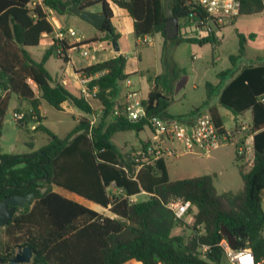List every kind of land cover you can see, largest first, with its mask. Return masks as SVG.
<instances>
[{
  "label": "trees",
  "instance_id": "obj_1",
  "mask_svg": "<svg viewBox=\"0 0 264 264\" xmlns=\"http://www.w3.org/2000/svg\"><path fill=\"white\" fill-rule=\"evenodd\" d=\"M167 0H111L128 12L134 22L136 39L161 35L164 42H187L200 46L217 43L218 37L189 36L181 33L190 14L201 17L193 0H169V7L179 23V35L166 36L165 2ZM240 16L261 14L262 0H238ZM32 0H0V129L10 99L14 96L34 111L38 121L29 113L18 121L20 128L47 133L50 141L38 150L27 154L0 152V201L11 195L35 193L29 206L17 209L15 216L3 230L7 241L0 249V264L13 263L15 249L29 247L33 252L29 264H125L136 260L142 264H221L226 241L234 250L251 245L256 259L264 257V62L244 66L225 86L206 83L207 98L200 107L188 115H195L208 106L219 91L218 106L230 111L234 118L250 111L254 135V157L251 165L242 163L236 155L243 180L239 193H219L214 175H202L170 180L165 159L137 170L134 162L114 143L117 133L145 129L147 120L131 123L112 115L119 99L121 85L130 75L125 73L127 59L119 54L114 58L88 66L79 73L96 75L89 87L98 88L96 101L101 108L98 121L92 127L88 119L80 121L65 137L55 135L41 124L44 119L40 108L46 104L56 111L69 102L86 115L99 112L80 95H74L64 85L55 82L46 68L48 59L56 53L55 31L47 19L46 8L58 16L69 13L58 9L57 4L70 8L78 5L88 9L103 5L108 15L105 25L98 31L102 42L111 44L120 35L111 22L112 11L106 0H42L31 6ZM70 14V13H69ZM233 21L231 24H233ZM44 35L54 43L36 61L29 48L39 47ZM239 46L235 62L245 55L246 43L256 37L237 33ZM93 41H100L94 38ZM65 50H68L65 46ZM229 72L218 74L221 81ZM144 105L148 118L164 117L184 119L188 115L172 116L168 109L171 100L155 84ZM209 113L218 127L223 120L217 107ZM38 122L35 130L29 125ZM115 183L116 192L108 191ZM63 188L103 207L110 206L114 217L103 216L82 204L67 199L53 190ZM145 192V199L132 197ZM182 198L197 209L194 222L186 226L192 235H172L175 226L183 225L175 218L167 204ZM191 210V209H190ZM211 249L202 256L201 247Z\"/></svg>",
  "mask_w": 264,
  "mask_h": 264
},
{
  "label": "rangeland",
  "instance_id": "obj_2",
  "mask_svg": "<svg viewBox=\"0 0 264 264\" xmlns=\"http://www.w3.org/2000/svg\"><path fill=\"white\" fill-rule=\"evenodd\" d=\"M32 2H37V0H32ZM64 19L68 25L78 31L80 35L84 36L87 40H93L94 38L100 39V41L95 42L96 47H98L99 44H102L104 48L108 47L107 49H110L109 42L101 41L103 34L94 30L90 25L82 22L69 13L65 14ZM62 21L65 23L64 20ZM179 23L183 24L182 21H179ZM238 32H241L244 35L253 33L256 35V39L253 42L248 41L245 55L235 62L230 71L226 68L230 65L229 56L236 55L238 51ZM217 37L220 40L219 43H209L203 46L187 42H169L170 44L166 45L165 50L161 51L159 47L160 36L158 34L154 36L156 51L154 50L155 54H153L149 60L146 59V57L143 58L142 66L145 69L142 85L148 88L150 84L149 76L153 77L158 71L160 73V76L158 77L159 85H167L170 90H172L174 102L169 107L170 113H186L192 111L195 106H198L201 99L204 97V84L206 80L214 78L219 71H230L223 80L225 81L223 84H226L234 78L236 72H238L243 66L258 63L260 61L258 60L259 58H262V61L264 62L263 15L242 16L238 18L235 23L225 26ZM119 44L121 45L122 50H126L127 58L131 59L130 57L134 55L137 50L134 35H131L125 41L122 40ZM44 49L45 46L41 45L40 47L29 48V51L36 61H40L45 52ZM100 51V48L91 49L88 57H82L78 51L73 52L72 55L75 61H82L80 65H85L98 58H102V56L104 57V55H99V53H101ZM216 58L218 59V63L214 65L212 64V60ZM199 64H203L206 69L204 68L202 71H199L197 67ZM46 67L53 78L65 77L66 79L71 80L75 75L73 66L70 63L65 64L63 60L55 55L49 58ZM136 67V62L128 60V70H132ZM191 67H193V70ZM145 90L147 89L145 88ZM143 92L144 96H146V91ZM90 102L92 103L94 100ZM43 106L46 115V126L52 130L55 135L62 138L66 136L75 123L78 124L85 119H88L89 121L93 120V117L86 115L80 110H76L77 108L75 109V107L71 108L67 106L63 111L58 112L46 104H43ZM93 107L95 110H98L97 106ZM12 109L14 108L11 107L7 110L3 119L2 137H0V148L3 151L8 150L7 148L10 146H14L19 152L28 153L31 149L26 145L27 143L30 142L33 144L34 149H39L50 141L51 137L42 131H32L30 134L34 136V138L30 139V134H28L24 128H20L12 117L13 111L27 110L20 108H18V110ZM221 112L224 114V122L226 126L228 128L232 127L231 114L227 113L224 109H221ZM97 121L98 119L95 123H97ZM29 128L31 129V125H29ZM149 134V129L145 128L138 133L133 130L120 132L115 135V138L117 140H123L125 145L130 144L135 147L139 144L138 139H145ZM165 162L169 170L170 179L173 181L205 174H216L217 177L215 178L214 183L219 193L227 191L239 193L244 186L238 169V164L241 163L236 161V149L231 143L224 144L208 156L182 154L178 157H166ZM56 189L62 195H65L67 192L57 186ZM136 199L138 201L143 200L145 199V196H140ZM85 205L90 206L88 204ZM262 205L264 208V201ZM185 237L188 236L185 235ZM6 241L7 238L4 231L0 230V249H2V243H5ZM19 250L21 249H15V253ZM221 264L231 263L228 258L224 256Z\"/></svg>",
  "mask_w": 264,
  "mask_h": 264
},
{
  "label": "built area",
  "instance_id": "obj_3",
  "mask_svg": "<svg viewBox=\"0 0 264 264\" xmlns=\"http://www.w3.org/2000/svg\"><path fill=\"white\" fill-rule=\"evenodd\" d=\"M262 1L264 3V0ZM193 3L201 12V17L195 13L190 14L187 24L181 28L182 34L197 37L214 35L217 37L225 26L230 25L240 17L241 5L238 0H193ZM37 4H41V2L31 3V6L35 7ZM45 11L47 19L55 31L56 53L60 59L67 58V52L76 49L80 50L82 57H88L91 49L101 47V44L96 47L95 41L87 40L72 27H63L58 15L52 9L46 8ZM138 42L140 45H150L153 40L150 36H144L139 38ZM109 45L112 48L111 44ZM65 46L68 50H65ZM98 75L79 73L80 96L87 102L96 100L98 88L91 89L89 83ZM125 84L130 86V80L127 79ZM261 100L264 102V95ZM27 113H29L32 121L39 120L34 111H13L12 117L18 122L23 120ZM100 114L101 111L93 116V120L90 121L91 127ZM112 115L123 117L131 123L147 120L145 128L149 129L150 136L143 145L137 149L131 148L127 153H123L120 149L127 161L136 164L137 170L144 166L154 165L166 157H178L182 154L208 156L226 143L235 146L236 155L242 163L251 165L253 161L255 133L252 131L251 119L243 115L234 118V124L230 128L218 127L209 111L195 114L196 116L191 122H185L184 119L174 117L155 116L148 118L144 100L140 93L132 90L128 91L121 100H117L112 109ZM38 125V122L33 123L31 129L35 130ZM111 187L115 188L114 182ZM167 207L172 210L176 220L182 221L189 214L192 205L189 201L178 198L170 201ZM220 246L224 249V254L231 264H264V257L256 259L250 249L234 250L226 241H222ZM210 249L211 246H202L200 249L202 256L205 257V253Z\"/></svg>",
  "mask_w": 264,
  "mask_h": 264
},
{
  "label": "crops",
  "instance_id": "obj_4",
  "mask_svg": "<svg viewBox=\"0 0 264 264\" xmlns=\"http://www.w3.org/2000/svg\"><path fill=\"white\" fill-rule=\"evenodd\" d=\"M106 1H107L108 5H109L111 11H112V14H113L112 15V18H111V22H112L113 26L115 27L116 32L120 35V38L117 41L118 42V45L120 47V51L118 53H116L113 48L110 47V49H107L108 47L107 48H104L102 46V44H101V47H100V50H101L100 52L101 53H99V55H104V57L102 56V58H98L97 60L91 61L88 64L80 65V63L82 61L81 60L75 61V59L73 58V55H72V53L75 52V51H78L80 53V50L79 49L72 50V51L70 50V51L67 52L68 57L65 58V59H61V60H63V62L65 64H69L70 63L73 66L74 73H75L74 77L71 80H69V79H66L65 77H60V78L59 77H56V78H53V76L51 75L52 78L54 79L55 82H58V83L64 85L71 93H73L74 95L79 96L80 95V88H81V85H80V82H79V71H81L82 69H84V68H86L88 66H91L93 64H96V63H99V62H102V61H105V60H108V59H111V58H114L115 56L121 54V55H123V56L126 57L127 62H128V60H132L133 62H136L137 63V67L134 68V69H132V70H128L127 69V64H126L125 73L127 75H130V78H128V79L130 80L131 85L130 86H127L125 84V82L122 83V85H121V93H120V96H119V99L118 100H121L125 96V94L128 91H130V90L136 91V92L140 93L142 99L143 100H146L147 97H148V94L150 92V89L156 84L159 87V89L162 92V94L165 95L166 97H168L169 100H171V104H172L174 102L173 101V96H172V90H170V88L167 85H165V86L164 85H159V83H158V77L160 76V73L158 71L154 74L153 77L152 76H149L150 84H149V87L148 88L146 86H143L142 85L143 74H144V69H145L142 66L143 58L146 57V59L149 60L152 57V55L155 54V51H156V46L154 44L155 43L154 42V36H152V37L150 36L152 38V40H153V43L150 44V45H140L139 42H138V39L135 38L136 45H137V50L135 51L134 55H132L130 57L131 59L127 58V52H126V50H122L121 45L119 44V42H121L122 40L125 41L131 35H134V22H133V19L130 17V15L128 14V12L126 10L121 9V8L117 7L116 5H114L111 2V0H106ZM39 2H42V0H37V3H39ZM31 3H34V2H31ZM101 8H102V5L101 4H98L96 6H92L90 9L93 10V11H101ZM260 15H263L264 16V11ZM240 17H242V16H240ZM61 18H62V20L65 21V23L61 20ZM64 18H65V14L64 15H61V16H58V19L61 22L62 26L65 27V28L71 27L70 25L67 24V22H66V20ZM237 19L235 20V22L237 21ZM239 33H241V32H239ZM248 35H245V36H248ZM159 36H160V38H159V41H160L159 42V47H160L161 51H164L165 48H166V45H169L170 43L167 42V44H166L164 42V39L161 37V35H159ZM255 39H256V37H255ZM255 39L253 41H255ZM248 41H250V40H248ZM248 41H247V43H248ZM253 41H251V42H253ZM219 42H220V40L217 41V43H219ZM53 43H54V41H53L52 37H48V36L44 35L43 39L40 42L39 47L41 45L42 46L44 45L45 46V49L44 50L46 51L49 47L52 46ZM247 43H246V47H247ZM214 44H216V43H214ZM245 53H246V51H245ZM229 60H230V56H229ZM48 61H49V59H48ZM217 63H218V59L217 58L212 60V64L216 65ZM259 63H260V61L258 63L253 64V65H257ZM248 65H250V64H248ZM197 67H198V70L199 71H202L205 68V66L203 64H199ZM191 68L193 70V67H191ZM232 68H233V64L230 61V65L226 69L231 71ZM223 70H225V69H223ZM240 70L238 72H236V74L234 75V78H235V76H237V74L240 72ZM221 71H219L214 76V78H211L210 80L207 79L204 85H206L207 82H210V83L214 84L215 86L220 84L222 87L225 86L226 84H228L231 80L229 82H227L226 84H223V82H225L223 80H224V78L227 75H225L221 81L219 80L218 74ZM135 79H137V80H135ZM145 88L147 90H145ZM143 91H146V96H144V92ZM206 98H207V91H206V86H205V89H204V97L201 99V101L198 104V106H195V108L200 107L202 105V103L206 100ZM218 99H219V91L218 92L216 91V95L211 99V101L209 102V105L206 106V107H204V108H202L201 111L202 112H206V111H209V108L210 107H217V109H218V111L220 113V116H221V118L223 120V124H224L225 127H227L226 124H225V122H224V114L221 112V109H224V110H226V109L218 106ZM89 103H90V105L92 107L93 106H97V108H98L97 111L98 112L101 111L100 105H99V103L96 100H94V102H92V103L91 102H89ZM67 106H69L71 108H74V107H72L71 104H69L68 102H66V103H64L62 105V109L64 110ZM11 107L14 108L12 110H18V108L24 109V110L25 109L26 110L29 109L28 105L25 102L19 101L14 96L10 99L8 109L11 108ZM93 109H94V107H93ZM169 109H168V112H169ZM44 110H45L44 109V106L42 105L41 108H40V112H41V116L44 119L42 120L41 124L44 125L45 127H47L46 126V115H45V111ZM76 110H78V109H76ZM58 112H61V111H58ZM190 112L191 111L186 112V113H178V114H174V113H170L169 112V114L172 115V116H181V115H188ZM226 112L231 114V121H232V124H234V116L232 115V113L230 111L226 110ZM196 115H188V116L184 117V121L185 122H191ZM243 116L251 119V112L248 111V112L244 113ZM1 124H3V120H2V123ZM76 125L77 124L75 123L74 126L72 127V129ZM133 131H135V130H133ZM149 136H150V134H149ZM149 136H147L145 139H138L139 144L137 146H135V147L131 146L130 144L125 145L123 140H117L115 138V136L113 138V141L119 147V149H122V152L123 153H127L131 148L137 149L141 145H143L144 141H146L149 138ZM0 137H2V126H1V129H0ZM31 138L33 139L34 136H32L30 134V139ZM26 145L29 146L30 149H31L30 152H28V153H32V152L38 150V149H34L33 148V144H31L30 142L27 143ZM7 149L8 150L3 151L0 148V150H1L0 152L1 153H7V154H24L25 153V152H19L17 150V148L14 147V146H12V147L10 146ZM25 154H27V153H25ZM166 168H167V165H166ZM167 171H168V175H169L168 168H167ZM205 175H214L215 178L217 177L216 174H205ZM169 178H170V176H169ZM53 187H54L53 190L55 192H57L60 195H62L60 192H58V190L56 189V186H53ZM65 191H67V190H65ZM108 191L114 193V192H116V189L110 186L108 188ZM145 194H146L145 192H142L141 194L132 197V200L133 201H136L137 200L136 199L137 197L144 196ZM62 196L65 197V198H67V199L73 200V201H75V202H77L79 204H82L83 206H85V207H87L89 209H92V210L96 211L97 213H99V214H101L103 216L114 217L111 214L110 210H109L110 209V206L107 207V208L106 207H103V206H101L99 204H96V203H94L92 201H89V200H87V199H85V198H83L81 196H78V195H76V194H74V193H72L70 191H67L66 194L65 195H62ZM263 201H264V198H263ZM85 204H88L90 206H87ZM262 207H263V205H262ZM263 210H264V208H263ZM196 213H197V209L194 208V207H192L191 210H190V212H189V214L187 216H185L184 219L182 220L183 225L175 226L174 229H173V231H172V235H176V236H178V235H186L188 237L191 236L192 235V232L186 226H191L193 224V222H194V215ZM263 236H264V230H263ZM125 264H142V263L141 262H138L136 260H130V261L126 262Z\"/></svg>",
  "mask_w": 264,
  "mask_h": 264
},
{
  "label": "water",
  "instance_id": "obj_5",
  "mask_svg": "<svg viewBox=\"0 0 264 264\" xmlns=\"http://www.w3.org/2000/svg\"><path fill=\"white\" fill-rule=\"evenodd\" d=\"M57 6L60 11H68L71 15L90 25L96 31H99L105 25L108 19V15L104 11L103 5L101 11H93L90 9L91 7L88 9H82L78 5H73L72 7L67 8L61 3H58ZM165 17L166 36L168 38L177 37L179 35V19L174 17V14L169 7V0L165 2ZM177 42L179 43V41ZM111 46L116 53L120 51V47L116 39L112 38ZM3 93L4 91L0 90V95H2ZM34 198V192L26 195H11L4 197L0 201V227H4L9 222H11L16 214L17 209H23L26 206H29ZM246 249H251V245L247 244ZM32 258V250L29 247H24L16 253L12 262L29 264L32 261Z\"/></svg>",
  "mask_w": 264,
  "mask_h": 264
},
{
  "label": "flooded vegetation",
  "instance_id": "obj_6",
  "mask_svg": "<svg viewBox=\"0 0 264 264\" xmlns=\"http://www.w3.org/2000/svg\"><path fill=\"white\" fill-rule=\"evenodd\" d=\"M26 194H29V193H26ZM26 194H24V195H26Z\"/></svg>",
  "mask_w": 264,
  "mask_h": 264
}]
</instances>
